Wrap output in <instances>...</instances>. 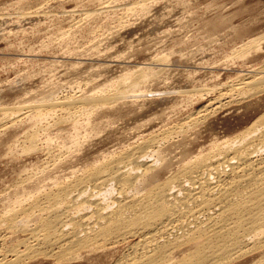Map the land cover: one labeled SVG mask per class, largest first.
Listing matches in <instances>:
<instances>
[{"label": "rangeland", "instance_id": "obj_1", "mask_svg": "<svg viewBox=\"0 0 264 264\" xmlns=\"http://www.w3.org/2000/svg\"><path fill=\"white\" fill-rule=\"evenodd\" d=\"M260 67H264V0H0V120L18 115L12 111L70 97L115 96L123 78L138 72L156 76L136 89L139 98L108 100L91 115L83 113L76 126L56 129L54 118L65 114L58 108L27 119L16 116L15 122L2 128L0 208L4 209L0 215L15 205L6 204L16 195L28 205L27 196L40 190L38 185L44 181L40 179L46 177L42 191L47 184L50 190L54 178L65 181L93 156L119 152L155 132L189 122L206 108L216 109L218 99L232 97L228 90ZM262 98L264 93L249 103ZM241 109L213 112L208 124L199 127L198 136L188 140L192 151H206L214 142L239 134L260 113ZM37 116L45 117L43 124ZM210 124L215 127L213 133L208 130ZM37 130L38 149L30 150L26 139ZM48 147L55 154L71 147V155L79 156L64 157L62 161L66 158L70 163L54 165ZM81 158L83 162L77 163ZM67 162L73 165L69 169ZM119 248L89 254L87 261L67 263L43 257L30 263L116 264L129 250L127 245Z\"/></svg>", "mask_w": 264, "mask_h": 264}, {"label": "bare ground", "instance_id": "obj_2", "mask_svg": "<svg viewBox=\"0 0 264 264\" xmlns=\"http://www.w3.org/2000/svg\"><path fill=\"white\" fill-rule=\"evenodd\" d=\"M152 76L146 71L128 75L115 96L70 97L12 111L18 115L0 120V130L15 122L16 116L27 119L30 114L42 115L58 108L65 114L55 117L53 125L76 126L83 113L91 115L108 100L139 98L136 89ZM228 91L232 97L220 95L223 99L218 97L216 109L206 108L189 122L155 132L102 158L92 155L70 178H64V172L65 181L47 178L54 183L50 190L46 188L48 180L43 191V185L40 187L46 177L40 179L43 182L38 180L40 190L33 191L40 193L26 195L28 205L23 203L27 202L24 196V201L19 195L9 198L6 205H15L0 215V264H31L43 257L71 263L101 251L113 253L123 245L129 247L128 253L116 264H264V98L249 103L264 93V67L251 71ZM235 108L260 113L239 134L214 142L206 151H201V146V152L192 151L188 140L198 136L199 127L212 113ZM44 119L37 116L38 122ZM208 130L213 133L215 127L210 124ZM38 134L37 130L26 139L30 150L38 149ZM51 147L45 150L54 165L80 150L71 155L73 151L67 147L59 155ZM69 163L61 166L69 169L73 166ZM46 167L41 166L45 171Z\"/></svg>", "mask_w": 264, "mask_h": 264}]
</instances>
